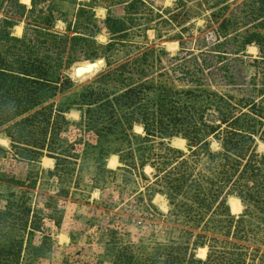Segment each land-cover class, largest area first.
<instances>
[{
	"label": "trees",
	"instance_id": "trees-1",
	"mask_svg": "<svg viewBox=\"0 0 264 264\" xmlns=\"http://www.w3.org/2000/svg\"><path fill=\"white\" fill-rule=\"evenodd\" d=\"M65 1L30 0L28 8L20 0H0V134L17 161H53L52 170L28 171L23 180L0 178L21 189L0 206V264H23L24 237L40 234L42 248L50 249L46 223L60 226L55 196L67 198L71 184L78 188L82 150L94 155L90 188L101 193L105 209L149 217L159 194L168 203L166 216L179 227L149 246L112 238V264H264V153L257 152L264 144V68L246 77L241 54L252 43L264 46V0H243L212 30L210 45L202 38L196 52L182 40L189 27L175 32L171 18L163 19L147 0H68L77 7L73 36L69 26L57 33L56 4ZM220 1L175 0V7H205L211 25L230 7ZM102 5L107 12L122 5L123 17L107 14L100 26L94 9ZM21 21L17 37L12 29ZM247 25L252 31L240 32ZM134 29L178 40L180 50L173 56L163 49L140 51L129 40ZM103 30L106 44L96 40ZM122 49L126 53L113 60ZM98 59L105 69L73 98L56 103L73 87L64 72ZM71 111L78 121L68 120ZM172 138H179L173 140L178 148L185 141L186 152L170 147ZM109 156L117 157L115 170L107 168ZM41 174L56 181L55 196L33 194ZM117 179V195L105 194ZM229 197L241 202V214L230 213L241 207L236 200L229 210ZM201 248L204 259L196 256Z\"/></svg>",
	"mask_w": 264,
	"mask_h": 264
},
{
	"label": "rangeland",
	"instance_id": "rangeland-1",
	"mask_svg": "<svg viewBox=\"0 0 264 264\" xmlns=\"http://www.w3.org/2000/svg\"><path fill=\"white\" fill-rule=\"evenodd\" d=\"M78 2H88L89 0H77ZM20 2L30 8V0H20ZM152 5L154 12H159L163 15V19L171 18L173 26L176 27L175 32L179 31V26L185 25L189 27V31L184 33L183 42L184 47L190 51H195L199 48L198 45L204 46L202 38L206 39V46L210 45L212 41V30L216 29L222 19L226 18L229 12L236 6L240 5L243 0H228L227 4L230 7L225 12H218L221 16L217 23L208 24L212 19L210 11L204 10L205 7H197L196 4L190 3L185 6L184 9H177L175 7V0H147ZM220 2H223L221 0ZM58 13H54V26L53 30L60 34L67 32V26L70 27L69 36H73L72 27L74 24V13L76 6L71 4L68 0L56 4ZM105 5L95 8V18L100 26L101 22L105 19L107 14H110L113 18L123 17V6H115L109 8L108 12L104 9ZM45 8V7H43ZM218 9H216V12ZM198 14V15H197ZM208 20V22H207ZM17 28H20V34H17ZM252 31V26L247 25L245 28H241L240 32L246 34V32ZM23 32V21L18 26L12 29L13 35L20 37ZM97 42L100 44H106L107 34L103 30L97 37ZM129 40L133 42L136 48L140 51L143 49H163L170 56L175 55L180 50L178 40H157L155 32L148 30L143 32L142 30H133L129 34ZM125 50L116 52L113 56V60L118 61L123 56ZM132 53H136V50L132 49ZM243 54V74L246 77L253 76L258 70L264 68V62H261L264 57V46H258L252 43L246 46L241 53ZM103 60V59H98ZM104 61V60H103ZM253 61H256L254 63ZM264 61V60H263ZM93 61H83L73 64L69 70L64 72L73 81V87L58 95L55 98V102H62L66 99L73 98L82 87L91 83L96 76L105 69L104 63L96 69L92 74L75 78L72 75V69L75 66L90 64ZM70 121H78L79 114L75 111H71L66 116ZM139 126L134 127V133L141 134ZM142 129V128H141ZM172 138L168 140L169 146L180 149L186 152V143L181 147H176ZM182 140V139H180ZM0 178L2 176H14L16 179L23 180L28 171L41 168L42 170H52L53 161L47 158H42L37 165H29L24 162L17 161L10 150L8 140L0 134ZM216 148V145H212ZM257 152L264 153V144L258 143ZM113 161V166H110V161ZM107 168L115 170L119 164L116 156H109L106 159ZM77 174L80 178V183L77 189L73 188V185H69L70 194L67 198H60L55 196L59 186L54 179H50L45 174H41L36 184V189L33 194H39L43 196H55L57 199V207L62 212V220L58 229H56L51 223H46V233L50 234L51 247L50 249H43L41 245L40 234H34L30 239L26 240L24 237V251L22 253L23 264H112L114 249L111 246L112 238H116L122 244H133L135 246H149L150 242H163L172 233V229H178L173 222V219L168 218V203L164 196L155 194L151 199V205L155 211H150L151 216L147 217L137 215L135 217H129V210L117 208L113 210H107L101 205V193L97 190L90 188V178L95 173V160L94 155L86 153L82 150L80 158L77 162ZM145 173L149 175L150 171L145 170ZM119 184L117 179L115 182L111 181L105 189V194L116 196L115 186ZM21 190L18 187L7 185L0 182V206H3L9 197L10 193L17 194ZM115 190V191H114ZM122 199H128L122 196ZM237 198L229 197L227 199L228 206L237 207ZM164 201V202H163ZM232 201L234 203H232ZM239 201V200H238ZM240 203V211L238 213H232V215H239L243 211V207ZM141 216V217H140ZM130 219V220H129ZM138 222L140 224H138ZM201 248L196 251L198 258L204 259L206 256L201 257ZM206 250V249H205Z\"/></svg>",
	"mask_w": 264,
	"mask_h": 264
},
{
	"label": "water",
	"instance_id": "water-1",
	"mask_svg": "<svg viewBox=\"0 0 264 264\" xmlns=\"http://www.w3.org/2000/svg\"><path fill=\"white\" fill-rule=\"evenodd\" d=\"M104 63L103 60H97V62H91L87 65V67L84 69L82 73V68L80 66H75L72 69V75L75 78H79L88 74H92L96 69H98L102 64Z\"/></svg>",
	"mask_w": 264,
	"mask_h": 264
},
{
	"label": "bare ground",
	"instance_id": "bare-ground-1",
	"mask_svg": "<svg viewBox=\"0 0 264 264\" xmlns=\"http://www.w3.org/2000/svg\"><path fill=\"white\" fill-rule=\"evenodd\" d=\"M16 32H17V34H20V32H21V30H20V28H16ZM87 65L88 64H86V65H80V67L82 68L81 70H82V73H83V71H85L84 69L87 67ZM80 78V77H79ZM138 130L139 131H142V129L141 128H138ZM232 203H234L233 201H232ZM205 253H206V250L205 249H202L201 250V254H202V256L201 257H204L205 256Z\"/></svg>",
	"mask_w": 264,
	"mask_h": 264
},
{
	"label": "crops",
	"instance_id": "crops-1",
	"mask_svg": "<svg viewBox=\"0 0 264 264\" xmlns=\"http://www.w3.org/2000/svg\"><path fill=\"white\" fill-rule=\"evenodd\" d=\"M29 1V0H28ZM17 28V27H16Z\"/></svg>",
	"mask_w": 264,
	"mask_h": 264
}]
</instances>
